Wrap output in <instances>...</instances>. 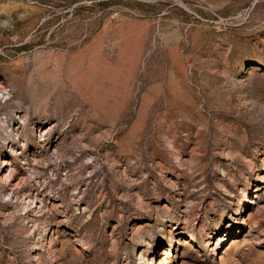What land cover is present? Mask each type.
I'll return each instance as SVG.
<instances>
[{"label": "rangeland", "instance_id": "374dc122", "mask_svg": "<svg viewBox=\"0 0 264 264\" xmlns=\"http://www.w3.org/2000/svg\"><path fill=\"white\" fill-rule=\"evenodd\" d=\"M0 264H264V0H0Z\"/></svg>", "mask_w": 264, "mask_h": 264}]
</instances>
